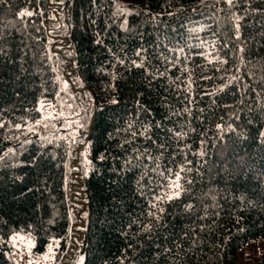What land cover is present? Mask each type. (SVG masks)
Masks as SVG:
<instances>
[{
  "label": "trees",
  "instance_id": "1",
  "mask_svg": "<svg viewBox=\"0 0 264 264\" xmlns=\"http://www.w3.org/2000/svg\"><path fill=\"white\" fill-rule=\"evenodd\" d=\"M0 50V264H264V0H0Z\"/></svg>",
  "mask_w": 264,
  "mask_h": 264
},
{
  "label": "rangeland",
  "instance_id": "2",
  "mask_svg": "<svg viewBox=\"0 0 264 264\" xmlns=\"http://www.w3.org/2000/svg\"><path fill=\"white\" fill-rule=\"evenodd\" d=\"M52 42H53L52 48L54 49H58L62 46V43L59 40H54ZM41 107H42V110L40 111L43 113V115L45 116L51 115V110L49 109L48 106H46L45 104L39 105V109H41ZM74 196H76V194H74ZM80 227H82V223H77L76 221L73 220L70 226V235H69L70 241L78 242L76 238L79 232L78 228ZM10 241L12 244L11 257H12V260L16 264H51L52 260H54L53 247H50L47 253L40 256V255H34L32 253L33 242L31 238L29 239L28 237H25L23 235L14 234L10 237ZM69 249L74 250L75 247L71 246L69 247ZM73 250L72 252L68 251L69 253L66 255H62L63 256L62 259L65 260V262L69 261L67 262V264H70V261L73 260V255L71 256V254L73 253ZM82 258H83V255L78 254L75 259L74 264H81Z\"/></svg>",
  "mask_w": 264,
  "mask_h": 264
},
{
  "label": "snow or ice",
  "instance_id": "3",
  "mask_svg": "<svg viewBox=\"0 0 264 264\" xmlns=\"http://www.w3.org/2000/svg\"><path fill=\"white\" fill-rule=\"evenodd\" d=\"M227 3L231 4L232 3V0H227ZM29 15H31V13H29ZM0 52H2V50H0ZM136 55L139 56L140 53L137 52ZM135 66L136 67H140L141 65L137 64ZM112 102L113 103H116V101H112ZM40 110H42V107H41V109H38V111H40ZM63 115H64V113L63 112H60V117L61 118L63 117ZM37 123H39V121H37ZM67 126L71 128V127H74V124H73L72 121H68V125ZM18 127H19V125H18ZM81 127H82V125H81ZM101 159H103V157H101ZM161 175H163V173H161ZM179 180H180V175H179V173H176L175 174V180L171 184V187L174 188V189H176V191H174L172 195L168 196L167 199L171 200V199H173L175 197H178L180 195V192L178 191V189L180 188ZM161 211H163V209H161Z\"/></svg>",
  "mask_w": 264,
  "mask_h": 264
},
{
  "label": "flooded vegetation",
  "instance_id": "4",
  "mask_svg": "<svg viewBox=\"0 0 264 264\" xmlns=\"http://www.w3.org/2000/svg\"><path fill=\"white\" fill-rule=\"evenodd\" d=\"M78 234H79V232H78Z\"/></svg>",
  "mask_w": 264,
  "mask_h": 264
}]
</instances>
